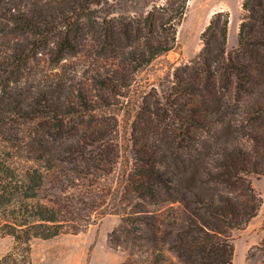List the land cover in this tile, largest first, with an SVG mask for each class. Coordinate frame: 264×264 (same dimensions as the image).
I'll list each match as a JSON object with an SVG mask.
<instances>
[{"label": "trees", "instance_id": "16d2710c", "mask_svg": "<svg viewBox=\"0 0 264 264\" xmlns=\"http://www.w3.org/2000/svg\"><path fill=\"white\" fill-rule=\"evenodd\" d=\"M106 1L11 2L1 15L0 235L15 244L0 264H33L34 238L79 233L99 211L121 216L109 242L122 264H233L234 231L264 204L253 183L264 176V0H243L228 53L230 14L215 12L171 88L134 102L140 69L175 48L188 0L113 17L98 12ZM38 55L88 64L26 88ZM118 106L132 119L123 165L120 120L106 113Z\"/></svg>", "mask_w": 264, "mask_h": 264}, {"label": "rangeland", "instance_id": "374dc122", "mask_svg": "<svg viewBox=\"0 0 264 264\" xmlns=\"http://www.w3.org/2000/svg\"><path fill=\"white\" fill-rule=\"evenodd\" d=\"M61 0H0V48L8 47L11 39L6 36L9 26L1 15L13 2L17 7L53 8ZM167 0H108L97 7L99 14L113 16H141L154 4H163ZM243 0H188L184 18L177 24V43L174 49L157 57L137 73L136 82L129 91L134 102L143 91L155 87L161 94L166 93L174 82L175 67L192 61L201 51V34L209 24L213 14L220 10L230 14V38L226 45L227 53L239 44V27L245 10ZM9 14V12H8ZM237 29V30H236ZM237 31V32H236ZM229 35V33H228ZM9 40V41H8ZM43 55L34 59L31 73L25 79L26 88H33L39 82H55L57 75L69 78L72 68L87 65L86 57H69L54 66L45 63ZM48 74V75H47ZM70 81V79L67 80ZM28 86V87H27ZM121 108V107H120ZM112 107L107 114H115L120 120V143L122 147V165L131 159V120L124 111ZM104 112L97 113L103 114ZM256 190L264 198V176H253ZM121 216L114 213L98 212L94 221L79 233H62L52 238H34L32 240L33 264H122L125 253L113 247L109 242V233L120 222ZM264 204L258 215L243 229L233 233L235 254L233 264H264ZM12 235H0V259L14 246Z\"/></svg>", "mask_w": 264, "mask_h": 264}, {"label": "crops", "instance_id": "0c3cea01", "mask_svg": "<svg viewBox=\"0 0 264 264\" xmlns=\"http://www.w3.org/2000/svg\"><path fill=\"white\" fill-rule=\"evenodd\" d=\"M237 30V29H236ZM237 32V31H236ZM229 38H230V26H229V35H228V41H229Z\"/></svg>", "mask_w": 264, "mask_h": 264}]
</instances>
